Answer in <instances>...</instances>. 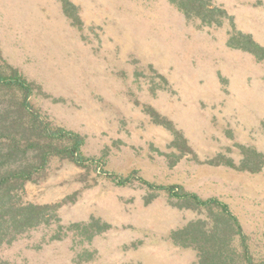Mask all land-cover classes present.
<instances>
[{"label": "rangeland", "instance_id": "1", "mask_svg": "<svg viewBox=\"0 0 264 264\" xmlns=\"http://www.w3.org/2000/svg\"><path fill=\"white\" fill-rule=\"evenodd\" d=\"M243 35L264 49V0H0V72L88 159L53 157L26 184L23 200L60 207L0 241V264H196L171 233L210 212L140 179L227 203L264 264V166L238 168L244 147L264 153V52ZM21 97L0 85V125Z\"/></svg>", "mask_w": 264, "mask_h": 264}, {"label": "trees", "instance_id": "2", "mask_svg": "<svg viewBox=\"0 0 264 264\" xmlns=\"http://www.w3.org/2000/svg\"><path fill=\"white\" fill-rule=\"evenodd\" d=\"M196 1V0H189ZM184 1L180 6L187 14L194 12ZM196 14L200 11L196 9ZM250 46L241 48L256 53L264 52L249 35H243ZM240 47V46H239ZM0 85L15 87L22 93L16 104L19 122L12 121L0 125V241L9 242L25 231L50 222L60 203L40 204L23 200V193L28 182L36 180L50 165L53 157L68 159L83 165L88 160L81 152L84 138L70 130L52 127L42 118L30 101L34 87L16 69L4 75L0 72ZM3 110L0 117L5 115ZM178 136V134H177ZM244 158L238 168L251 172L260 171L264 166V153L254 149L243 148ZM221 158L224 156L220 155ZM224 163L235 166L228 159ZM118 175L117 182L126 184L132 179ZM147 187L166 191L170 196L180 200L185 206L208 210L206 218L191 220L186 226L171 233V239L183 246L198 249L196 264H261L256 263L250 253L243 227L229 205L217 198L204 199L200 195L186 191L182 186L154 185L140 179ZM239 237V245L235 238Z\"/></svg>", "mask_w": 264, "mask_h": 264}]
</instances>
